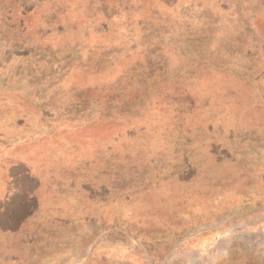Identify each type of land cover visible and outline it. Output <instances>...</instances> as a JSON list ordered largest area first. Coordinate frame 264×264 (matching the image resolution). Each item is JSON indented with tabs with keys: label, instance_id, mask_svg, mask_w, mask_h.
<instances>
[{
	"label": "rangeland",
	"instance_id": "1",
	"mask_svg": "<svg viewBox=\"0 0 264 264\" xmlns=\"http://www.w3.org/2000/svg\"><path fill=\"white\" fill-rule=\"evenodd\" d=\"M0 264H264V0H0Z\"/></svg>",
	"mask_w": 264,
	"mask_h": 264
}]
</instances>
